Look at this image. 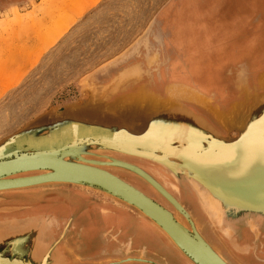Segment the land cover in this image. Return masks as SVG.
Returning a JSON list of instances; mask_svg holds the SVG:
<instances>
[{
  "label": "flooded vegetation",
  "instance_id": "flooded-vegetation-1",
  "mask_svg": "<svg viewBox=\"0 0 264 264\" xmlns=\"http://www.w3.org/2000/svg\"><path fill=\"white\" fill-rule=\"evenodd\" d=\"M177 3L178 0H167L157 10L137 42L100 71L99 75L102 77L98 86L115 84L116 95L109 103L117 104L116 107H122L119 105L136 107L137 104H148L157 98L173 101L187 109L197 111L196 113L209 121L223 135L236 137L237 133L232 129V117L236 109L239 110L238 104L242 100L235 98L229 101V94L236 93L235 97L238 98L240 95L252 93L253 99L255 91L260 90V84L249 89L246 86V75L236 70L234 73L236 83L231 85V88L223 90L216 88V95L209 96L203 88L188 85L180 79L175 81L177 77H187L194 73L193 70L179 72L173 68L175 59L172 56H200L193 51V42H197L194 38H202L206 30L204 20L194 24L187 17L181 19L182 10L178 12ZM201 5V12L204 14L206 7ZM173 20L179 23L174 24ZM86 84L92 88L90 81ZM94 91H99V88H94ZM226 104L229 107L228 112L224 111ZM130 107L126 108L130 111ZM73 126L68 121H62L58 127L31 135L33 137L30 139L31 144L35 148H48L58 144L57 142L62 139L73 140L76 144L78 141L71 135ZM98 134L102 137H113L111 132L94 127H83L80 135L85 137L82 140L91 141L90 139L96 138ZM77 150L87 160L107 163L112 159L146 171L188 213L194 225H198L199 234L227 264H264V220L257 222L253 216L249 222L240 223L237 227L219 225L215 222V216L200 202L196 192L172 183L170 168L176 160L170 159L172 162L166 161L162 164L150 158L103 150L92 141L78 147ZM98 150L97 156L92 155ZM154 152L162 153L160 150ZM97 166L118 176L160 203L176 218L187 222L168 200L139 175L115 165ZM40 173L41 171H32L13 177ZM156 175L168 177L170 184L158 180ZM174 190H179V194L177 195ZM69 191H79L81 200L65 196L70 194ZM2 209L11 211L2 212ZM3 226H11L13 231L18 230L24 234H19L14 242H10L15 248L11 250L10 247V253L5 246L0 245V264H31L29 248L23 245L22 241L27 239L30 245L35 246L36 232L43 236L49 234L51 245L49 262L52 261L54 264H193L160 228L133 207L117 198L98 196L72 184L48 183L0 191V228ZM1 233L0 231V237ZM161 237L166 242L163 243ZM33 252L31 251V254ZM6 253L9 259H6ZM36 254L37 251L35 256ZM43 261L44 259H41L40 263Z\"/></svg>",
  "mask_w": 264,
  "mask_h": 264
},
{
  "label": "water",
  "instance_id": "water-1",
  "mask_svg": "<svg viewBox=\"0 0 264 264\" xmlns=\"http://www.w3.org/2000/svg\"><path fill=\"white\" fill-rule=\"evenodd\" d=\"M108 87L104 98L93 94L90 99L80 105L56 106L22 126L13 135L1 140L0 191L48 183H67L83 187L91 192L95 191L116 197L150 219L193 264H227L199 234L188 213L143 169L112 159L107 163L84 159L72 143L45 150L20 148L19 145H17L18 148L7 152H3L2 149L13 144L21 136L54 128L62 121H68L75 126L95 127L105 132H111L113 134L111 140H115L114 142H119L116 139L120 135L139 136L144 133L143 130L148 124L158 122L159 127L154 128L157 131L154 137L155 142L161 144L163 141H167L168 144H171L170 148L172 144L176 147L175 149L171 148V151L170 149L163 151L169 154L170 159L176 160V163L170 168L171 174L177 180H186L203 202H207L211 198L215 200L216 210L213 208L214 212L211 214L217 220H225L231 226L244 220L249 222L251 216L254 215L257 222H261L264 218V208L259 203L264 202V199H252V204H247L245 200H242L245 203H238L234 193L237 190L231 186L232 179L239 181L237 179H241L249 170L252 172V181H258V178L255 177H258L257 172L261 169L260 161L264 160V149L260 151L257 148V146L264 147V96L255 98L253 105L246 104L239 107L238 113H234L232 117V129L237 132V136L226 137L205 118L176 103L163 104L161 100L156 99L154 107L150 111L144 108V113L147 111L144 116H142V110L137 113V117L131 116V110L126 108L129 106L119 105L122 107H116L117 104L106 102L109 96L116 93L115 84ZM105 109L106 111H104ZM169 112H180V114L188 116L183 117L178 114L179 116L175 117L173 121H169L170 116H167ZM128 117L132 118L126 121L125 118ZM169 122L171 123L169 124ZM93 142L103 150H113L150 158L162 164L166 163L165 156H160V158L154 154L146 153L141 145L127 148L118 143ZM219 144L227 147L217 150ZM253 146L255 149L252 148ZM190 150H193L195 155H199L197 158L202 155L204 159H208V164L197 165L198 163H196L193 164L194 167L187 165V158H192L189 157ZM257 154L261 156L255 158ZM217 159H220V163L215 162ZM194 161L197 160L194 159ZM97 165L119 166L142 177L185 217L189 227L160 203ZM32 171H41V173L13 177ZM247 190L252 191L249 196L250 194L264 196V193L259 191V185H253L252 189ZM1 211L9 212L11 210L2 209ZM1 246H5L7 250L12 247L10 241L8 245L2 244ZM30 251H34L30 255L34 264H50L51 253L49 250L41 251L36 244L32 245ZM35 251H37L36 256ZM41 259H44L42 263H40Z\"/></svg>",
  "mask_w": 264,
  "mask_h": 264
},
{
  "label": "rangeland",
  "instance_id": "rangeland-1",
  "mask_svg": "<svg viewBox=\"0 0 264 264\" xmlns=\"http://www.w3.org/2000/svg\"><path fill=\"white\" fill-rule=\"evenodd\" d=\"M166 1L95 0L91 9H83L82 12L88 11L91 14L94 12L97 16L102 12L100 8L105 3L114 4V7L107 12L108 17L105 23L101 22V25L96 26L93 23L94 28H87L88 23L83 25V22L89 19L88 13L87 15L82 13L83 22H76L74 25L70 22L63 26V21L55 17L47 18L48 10H53L55 8L53 6L59 0H0V49L10 51L3 52L2 56L12 57L10 55L22 52L23 47L15 39L20 28V33L37 35L32 39L33 45L28 46L32 48L34 56L30 57L26 63L20 62V68L14 72V76L0 82V126H3L2 129L0 127V139L56 106L80 105L90 99L93 94L104 98L107 88L109 89L108 86L114 84L98 86L102 77L99 73L111 61L119 57L109 55L124 45L105 46V39L109 37L115 42L119 41L116 31L122 29L117 28L125 22L134 21L137 15L142 16L143 20L134 24V27L132 23H129L126 37L129 41ZM199 2L207 8H204L206 10L204 14L201 12ZM63 4L62 9H66L68 7L66 2ZM177 6L178 12L182 10L181 19L187 17L194 24L204 20L206 30L202 38H194L197 42H193V51L200 56H172L175 59L173 68L179 72L193 70L195 75L177 77L174 80L180 79L188 85L203 88L210 96V94L216 95V88L220 90L231 88V85L236 83L234 73L237 70L246 75V86L249 89L260 84V90L255 91L253 99L252 93L246 96L240 95L238 98L235 97L236 93L229 94V101L236 98L235 100H242L238 104L240 106L253 105L255 98L264 96V0H178ZM42 17L45 18L42 19ZM176 22L179 23L173 20L174 24ZM41 24L42 29L39 27ZM55 24L58 29H54ZM106 24L110 27L105 28ZM25 26H27L26 29ZM40 34L43 38H47V43L40 45L38 36ZM126 38L123 37V40ZM87 81L92 83V88L88 87ZM94 88H99V91H94ZM115 95L116 93L109 96L106 102L113 104L109 103V100ZM157 100H161L163 104L176 103L158 98ZM227 105L224 111L228 112ZM190 111L200 116L196 113L197 111L192 109ZM238 111L236 109L235 113ZM98 152L99 150L95 153ZM171 176L172 183L196 192L186 180H177L172 174ZM157 177L158 180L168 183V177ZM69 193L65 195L68 198H82L79 191H69ZM92 193L102 197L109 196L95 191ZM175 193L178 195L179 190ZM196 194L198 195L197 192ZM215 222L219 225H229L225 220L215 219ZM244 222L246 220L229 226L237 227ZM162 242H166L165 239L162 238Z\"/></svg>",
  "mask_w": 264,
  "mask_h": 264
},
{
  "label": "bare ground",
  "instance_id": "bare-ground-1",
  "mask_svg": "<svg viewBox=\"0 0 264 264\" xmlns=\"http://www.w3.org/2000/svg\"><path fill=\"white\" fill-rule=\"evenodd\" d=\"M77 1H81V0H76V2ZM74 2V1H73ZM79 3V2H78ZM73 4V3H72ZM73 6V5H72ZM61 10V9H60ZM1 50V49H0ZM1 52V51H0ZM5 53H7L6 51H5ZM4 53H2L1 54V56H0V61L1 62H11V61H13V60H15V59H12L11 57H9V56H2ZM12 57H14V56H12ZM19 61H20V59H19ZM11 71V70H10ZM4 74H7V72H5V73H3V75ZM10 75V74H9ZM9 78V77H8ZM155 102H156V99H153L150 103H148V104H143V105H137L136 107H131L130 108V112H131V116H134V117H137V113L138 112H140V110H142V116H144L145 114H146V112L149 110H151L153 107H154V104H155ZM157 105V104H156ZM14 106V105H13ZM144 108H146L147 109V111H145V113H144ZM16 113V112H15ZM18 113V112H17ZM167 114V113H166ZM165 114V115H166ZM178 114H180V112H169L168 114H167V116H170L169 117V121H173V119L175 118V117H177V116H179ZM181 116H183V117H187L188 115H186V114H180ZM4 117V116H3ZM6 117V116H5ZM130 118H132V117H128L127 119H126V121L128 120V119H130ZM171 122H169V124H170ZM6 124V123H5ZM159 123L158 122H154V123H150V124H148L146 127H145V129L143 130L144 131V133L143 134H141V135H139V136H133L132 134H126L125 136L124 135H120L116 140L117 141H119V142H114L115 140H111V138H113V137H106V136H104V137H102V136H100L99 134L98 135H96V138H91L90 140L93 142V141H96V142H102V143H118V144H121V145H124V147H127V148H130V147H133V145H141L142 147H143V151L144 152H146V153H150V154H154V155H157V156H161V157H163V156H165L166 157V161H169V162H172L171 160H170V157H168V153L167 152H163V151H168V149H170V151L172 150L171 148H173V149H175L176 147L175 146H173V144H172V147L170 148V146H171V144H168L167 143V141H163V143H161V144H157L156 142H155V135L157 134L156 132V130L154 129L155 127H159V125H158ZM60 124H58V125H56L55 127H58ZM1 127V129L3 128V126H0ZM83 127H81V126H73V130H72V133H71V135H74V140H77L78 142L75 144L74 142H73V140H69V141H67V140H59L57 143L58 144H53V145H51V146H49L48 148H44V147H39V148H35V146L33 145V144H31V140L30 139H32L33 137H31V135H34L33 133H31V134H27V135H25V136H21V137H19V138H17L16 139V141L13 143V144H11V145H9V146H7V147H5L4 149H2V151L3 152H7V151H10V150H13V149H16V148H18L17 147V145H19L20 146V148L21 147H23V148H25V147H27V148H31V150H45V149H49V148H58V147H61V146H65V145H67V144H70V143H72V145H74L75 146V148H76V150H77V148L78 147H82V146H84L86 143H88V144H90V142L91 141H85V140H82V139H84L85 137H83L82 135H80L81 134V129H82ZM95 128V127H94ZM20 129V128H19ZM95 129H98V128H95ZM101 130V129H100ZM17 131V130H16ZM15 131V132H16ZM102 131H104V130H102ZM142 131V132H143ZM170 131V130H169ZM14 132V133H15ZM14 133H12V134H10V135H8V136H11V135H13ZM38 133V132H37ZM36 133V134H37ZM8 136H5L4 138H6V137H8ZM29 137H31V138H29ZM4 138H2V139H0V141L1 140H3ZM68 138H70V137H68ZM108 138V139H107ZM37 144H39V142L37 143ZM10 146H12L11 147V149H8ZM37 146V145H36ZM218 148H217V150H219L220 148H225V147H227L226 145H223V144H219L218 146H217ZM153 148H155L156 150H160V151H162V153L161 154H158V153H155L154 151H152V150H154ZM252 148H254L255 149V147L253 146ZM257 148H259V150L261 151V149H264V147H260V146H257ZM78 151V150H77ZM254 151V150H253ZM257 152H259V151H257ZM80 153V152H79ZM189 153V157H192L191 159L189 158H187V160H186V163H187V165H191L192 167H194V165L193 164H196V163H198L197 165H204V164H208V159H204L203 157H202V155H201V157H199V158H197L198 156H197V154L195 155V153L193 152V150H190V152H188ZM94 154H96L97 155V153H94ZM81 155H82V153H81ZM258 156H261L260 154H257L256 156H255V158L256 157H258ZM82 157H83V155H82ZM160 157V158H161ZM84 158V157H83ZM85 159V158H84ZM193 159V160H192ZM194 159H196L197 161L195 162L194 161ZM213 160V159H212ZM215 162H217V163H220V159H217V160H215ZM214 162V163H215ZM261 162V164H260V171H258L257 172V176L258 177H255V178H258L257 180L258 181H252V172H251V170H249V172L246 174V175H243L242 177H241V179H237V180H239V181H235L236 179H232V181H233V183H232V188L233 189H235V190H237V192L236 191H234V193H235V197H236V199H237V201H238V203H245V202H243L242 200H245V201H247L246 203L247 204H252V199H264V196H256V194L254 195V194H250V196H249V193H252V191H248L247 189H252V186L253 185H255V186H258L259 185V191H261L262 193H264V160H261L260 161ZM263 168V169H262ZM203 169H205V168H203ZM227 177V176H226ZM252 197V198H251ZM116 198V197H115ZM200 198V200H201V202L204 204V206L206 207V209L207 210H209L211 213L212 212H214L212 209L214 208H216V206H217V203L215 202V200H213L212 198L211 199H209L207 202H203V200H202V198L201 197H199ZM210 201V202H209ZM232 201H235V200H232ZM257 201V200H256ZM259 204H262V206H263V208H264V202H260ZM210 208V209H209ZM216 210V209H215ZM215 215V214H214ZM216 218V217H215ZM168 237V236H167ZM169 238V237H168ZM170 239V238H169ZM174 244V243H173Z\"/></svg>",
  "mask_w": 264,
  "mask_h": 264
},
{
  "label": "crops",
  "instance_id": "crops-1",
  "mask_svg": "<svg viewBox=\"0 0 264 264\" xmlns=\"http://www.w3.org/2000/svg\"><path fill=\"white\" fill-rule=\"evenodd\" d=\"M64 2H66L67 6H68V7H66V9H62L64 7H61V6L64 5L63 4ZM94 2H95V0H81V1H77V2H76V0H59V2L55 6H53V7H55V8H53V10H48L46 17L47 18H54L55 17V19L57 18V20L63 21V26H64L65 23L73 22V25H74L76 22H79V23L83 22L81 20V18L83 17L82 16V13H85L86 15L88 13L89 14V17L88 18L89 19H87L86 21L84 20L83 25L86 24V23H88L87 24V28H94L97 24H100L101 25L102 24L101 22H103V23L106 22V19L108 17L107 12H109L110 9H113V7H114V4L113 5L112 4H109L108 5V3H105L100 8V9H102V12L99 15H97V16H95V13L93 12L92 13V14H94L93 17H92V14L89 13L88 11L82 12L83 9H88V8L91 9L93 7L92 5L94 4ZM162 5H160V7ZM153 6H152V9H153ZM160 7H158L157 10ZM157 10L154 12V14L148 20V22L145 25L142 26V28L140 29V31L133 38H131L129 41L126 38L127 37V34H128L127 27L129 25V23H132V27H134L133 26L134 24H136V23L140 22L141 20H143V17L142 16H138L137 15L136 18L134 19V21H132V22H125L124 24L120 25L119 26L120 28H117V29H122V30H124L123 32H122V30H119V31H116L115 30L116 31V36H118V38L120 39L119 41L115 42V40H112L113 38H109V37L106 38L105 41H104L105 46L106 45H115V44L116 45L117 44H120V45L121 44L122 45L124 44L121 48H118V50H116V52L112 53L109 56H119L125 50H127L130 46H132L133 44H135L137 42V40L143 35V33L145 32V30L148 28L151 20L155 16ZM139 11L140 10H138V12ZM125 14H126V12H125ZM44 18L45 17H42V19H44ZM91 20H92V22H91ZM93 23L95 24V26H94ZM79 26L81 27V25H79ZM39 27H41V29H42L43 28V25L41 24V25H39ZM54 27H55L54 29H58V26L56 24L54 25ZM107 27H110L109 24L107 26H105V28H107ZM26 28H27V26H25V29ZM20 29H19V31H20ZM19 31H18L19 34L15 37V39L18 41V44L21 47H23L22 52H18V53H14L13 55H10V56H14V57H11L12 59H15V60H13L11 62H1L0 61L1 62L0 63V82L2 80L10 79L12 76H14V72H17V70H19L20 64L21 63H24V62L26 63L27 60L30 59V57L34 56V53L32 52V48L31 47H28V46L30 44L33 45V40L32 39H33L34 36L37 37V35L36 34L35 35L34 34L27 35V32L26 33H20ZM38 36H39V39H40V41L38 40L40 42V45L47 43V38L46 37L43 38L42 37V34H40ZM123 37L126 38V39L123 40ZM5 51L7 53L10 52V51H7V50H1L0 53L2 54ZM1 54H0V56H1ZM19 59H20V61H19ZM5 72H7V74H4L3 75V73H5ZM15 131H13L12 133H14ZM12 133H10V134H12ZM35 224H36V221H35ZM13 230L14 229L11 226H3L2 228H0V231L2 232L1 233L2 236L0 237V245H2V244L8 245L9 244V241L10 242L11 241L14 242L13 240L15 239L16 236H18L19 234H24V233H21L18 230L17 231H13ZM36 234H37V246H38V249L39 250L41 249V251L43 249H45L47 251L48 250L50 251L51 245H50V238H49L50 236H49V234H46L45 236H43V234H39L37 232H36ZM46 239L48 241H46ZM24 241H22L23 242L22 244L25 245V246H27V248H29L28 255H29L30 263L31 264H34L33 263L34 261H32L33 259L30 256L31 255L30 249H31L32 245H30L28 243V240L27 239H24ZM14 249L15 248L12 246L11 247V250H14ZM9 253H10V251H9ZM7 255L8 254L6 253V256ZM9 258H10L9 256L6 257V259H9ZM51 263L54 264L52 261L50 262V264Z\"/></svg>",
  "mask_w": 264,
  "mask_h": 264
}]
</instances>
